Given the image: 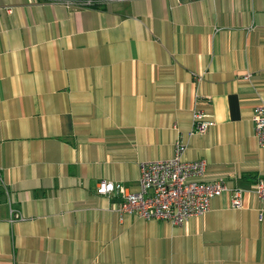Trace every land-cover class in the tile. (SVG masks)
Returning <instances> with one entry per match:
<instances>
[{
	"label": "crops",
	"instance_id": "1",
	"mask_svg": "<svg viewBox=\"0 0 264 264\" xmlns=\"http://www.w3.org/2000/svg\"><path fill=\"white\" fill-rule=\"evenodd\" d=\"M65 1L0 0V264H264V0ZM194 110L214 124L189 136ZM180 137L244 208L224 192L178 226L96 192L138 191Z\"/></svg>",
	"mask_w": 264,
	"mask_h": 264
},
{
	"label": "built area",
	"instance_id": "2",
	"mask_svg": "<svg viewBox=\"0 0 264 264\" xmlns=\"http://www.w3.org/2000/svg\"><path fill=\"white\" fill-rule=\"evenodd\" d=\"M67 6H91L93 0H66ZM7 12L11 8L6 9ZM198 82L201 74H194ZM196 98L198 97L195 95ZM251 121L260 145H264V102L254 106ZM214 121L201 110H194L192 127L188 135L203 134ZM186 144L182 138L174 148V155L169 159L142 161L139 163L138 191H128L122 183L105 179L96 185L98 194L115 198L113 210L119 214L134 213L145 220H164L173 225H182L187 218L201 215L210 208V200L224 192L230 194L232 208H244L242 188H230L223 179L205 181L203 176L206 163L203 160H184ZM261 201L264 211V180L258 179L251 190ZM17 210H10L9 221L21 220Z\"/></svg>",
	"mask_w": 264,
	"mask_h": 264
}]
</instances>
